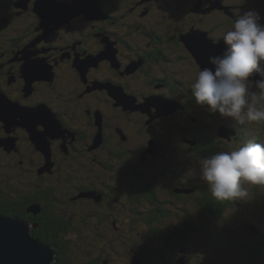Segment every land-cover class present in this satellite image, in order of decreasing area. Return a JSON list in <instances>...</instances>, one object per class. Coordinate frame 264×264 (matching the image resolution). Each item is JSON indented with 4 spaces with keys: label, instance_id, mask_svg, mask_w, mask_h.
<instances>
[{
    "label": "flooded vegetation",
    "instance_id": "af4514ba",
    "mask_svg": "<svg viewBox=\"0 0 264 264\" xmlns=\"http://www.w3.org/2000/svg\"><path fill=\"white\" fill-rule=\"evenodd\" d=\"M35 1L0 0V13L4 15L1 7L5 8L7 17L0 25V38L9 36L5 31L10 26L15 29L8 49L0 54V100L6 96L23 106L46 104L61 125H56L53 136L47 135L51 164L46 165L45 154L20 124V117L8 123L0 118L4 201L8 207L20 208L18 217L29 225L34 238L53 246V264H79L71 255L75 249L71 245L82 232L78 228L86 229L78 239L87 243L90 238L116 243L126 237L122 227L142 225L145 229L139 236L131 237L135 245L130 262L186 264L191 256L187 247L198 236L187 199L198 195L199 214L216 212L219 218L226 216L222 211L227 212L228 205L235 209L241 204L216 200L199 174L187 173L198 164L193 155L178 158L174 169L166 157L171 130L167 122H160L178 117L172 128L190 132L191 149L206 158L233 149L229 142L239 138L241 128L221 137V126L214 129L208 119L216 120L221 114L200 109L191 84L206 66L183 36L207 31L221 54L222 35L234 23L235 10L262 13L264 24V0H200L201 7L199 0H101L102 18L90 20L83 12L49 34ZM18 18L26 24L13 23ZM161 20L165 26L157 24ZM143 32L156 42L152 48L137 45L135 36ZM26 45L31 46L25 50ZM159 46L168 47L174 59L155 51ZM99 54H103L101 60L89 61ZM33 58L35 65L29 62ZM28 64L33 67L31 74ZM44 65L49 71L41 75L38 71ZM104 84L121 88L128 100L120 104ZM152 95L177 103L160 115L154 106L150 111L133 108ZM188 120L193 125L186 124ZM38 129L44 131L45 126L39 124ZM216 204L218 210L212 208ZM107 228H116V233L106 232ZM154 244L167 245L171 258L160 248L140 249ZM84 251L89 256L84 264H113L110 253H89L86 247ZM198 264L205 263L198 260Z\"/></svg>",
    "mask_w": 264,
    "mask_h": 264
},
{
    "label": "rangeland",
    "instance_id": "374dc122",
    "mask_svg": "<svg viewBox=\"0 0 264 264\" xmlns=\"http://www.w3.org/2000/svg\"><path fill=\"white\" fill-rule=\"evenodd\" d=\"M36 3V1H35ZM73 3V2H72ZM210 8H208L209 10ZM1 10L4 15L0 13V15L5 16V8L1 7ZM250 11H253L251 9ZM204 12V11H203ZM260 17H262V13H259ZM0 16V25L5 24L7 22V17ZM101 16V14H100ZM99 16V17H100ZM89 17V16H87ZM98 17V18H99ZM94 18V17H93ZM90 18V19H93ZM19 19V18H18ZM262 20L260 19L259 23H261ZM13 23L17 24H23L25 25L26 22H23L22 19H19L17 21H13ZM160 26H165V22L161 20V23H157ZM14 28L12 26L9 27L8 30L5 31V33H9V36L1 37L0 38V54H3V49H8L10 44V38L12 33L14 32ZM55 30V29H54ZM154 31V30H152ZM207 32V31H205ZM208 33V32H207ZM137 39V45L141 48H152V46L156 43L153 38L149 37V33L143 32V36L138 37L135 36ZM161 41V40H160ZM224 44V43H223ZM31 46V45H28ZM28 46L25 47V50H27ZM161 51V55L166 57L167 59H174L172 51L168 47L165 46H159L155 51ZM176 51V49H174ZM2 52V53H1ZM12 54H14L13 51H11ZM29 51H27L28 54ZM1 57V55H0ZM33 65L37 63V59L33 58V61H29ZM134 64V63H132ZM130 64V65H132ZM162 64V63H160ZM129 65V66H130ZM28 73H33L31 70H33V67L26 66ZM49 68H47L45 65L43 66L42 71H38L39 73L44 74V72H48ZM167 69H176L174 66H167ZM197 72V71H196ZM49 76L50 73H49ZM252 79H260V76L258 74H254ZM118 89L122 90L121 88L117 87ZM6 97V96H4ZM96 100V98H94ZM170 100V99H168ZM173 104L177 103L173 100H170ZM46 106V104H41ZM40 106V105H37ZM35 106V107H37ZM30 107V106H26ZM47 107V106H46ZM48 108V107H47ZM201 110L209 109L208 106L202 105L200 107ZM215 113H219L218 111ZM151 118V117H150ZM209 121L211 124L215 125L214 129H217L219 126V134L221 137H230L232 134H235L236 127L241 128V132L239 133L238 139H232L229 143L233 147L231 149L228 147L229 151L236 149L237 147L243 145L244 143L248 142L249 140L254 139L255 142L264 144V122H252V123H245V124H238L236 123L232 118L224 117L221 115H218V117L215 119L209 118ZM179 118L177 117L175 120L170 121H161L160 124H164V122H167V125L169 126L171 132L169 133L168 138L166 139V145H167V161H169L175 170H177L178 167V158H182L183 156H194L196 159L200 160L202 158H206L203 155L199 154L197 151L192 150V145L188 142L189 139L192 138V135L190 132H178L176 128H172V125L178 121ZM192 124L191 121H186V124ZM243 125V127H241ZM227 127L229 128V132H223L222 128ZM232 132V133H231ZM45 139L40 143L41 148L37 146L38 149L43 152L47 158L46 165H50L49 157L51 156V144L49 141V138L44 135ZM243 138L241 141L240 139ZM100 142V140H97ZM17 164V163H16ZM18 165V164H17ZM5 167L0 165V172L4 171ZM179 170V169H178ZM179 171H185V168L179 170ZM191 171V172H190ZM187 173L190 175H195L198 177L197 174H199V163L194 164V168L191 167L187 170ZM0 177H2V173H0ZM16 181V178H15ZM174 182H177L174 180ZM246 187L249 188V196L247 201H240V206L234 208H229L230 205L227 206L228 210L227 212L224 210L222 211L223 214L226 213V216L224 218L216 217V212H212L213 214L208 213H200L198 205L195 202L199 198L198 195L188 198L189 202V209L191 211V214L194 217V221L196 224L195 232L197 233V238L194 242H191V247L188 249L191 251V256L187 258L186 264H198V260H201L205 264H264L259 262H253V258H257L260 256L259 254L262 252L260 249H254L251 248L248 245V241L253 240H264L263 236H261V232L259 230L264 231V189H262L259 186H252V185H246ZM195 198H197L195 200ZM219 204H216V206H213L215 210L216 207ZM207 214V215H206ZM208 217V219H206ZM140 225V224H137ZM143 226V227H142ZM136 226L133 228L130 227H122L121 232L126 237L122 238L121 241H118L116 243H104L107 240H100V239H94L90 240L88 243H84L85 241H82L81 239H78L79 235H83V232H85V228H78L81 233L77 234L75 237V240L77 242H74V244L71 245L72 248H75L72 251V255L74 257V260L79 262V264H84V261L86 259L87 254L84 251V246L92 249V251L96 253H100L104 256H107L110 253L111 263L113 264H134L135 260H132L130 262V258H132V247L135 245L133 244V240L131 237H138L139 232H142L145 229V226ZM259 228H257V227ZM106 232H109L111 234L116 233V228H107ZM220 235V238L218 237ZM97 240V241H96ZM81 242H83L81 244ZM236 242H239L236 244ZM244 242V243H243ZM190 244V243H189ZM108 246L107 250L104 249L105 246ZM255 246V245H253ZM259 247V246H255ZM147 249L148 252H152L155 248H160L159 244L154 245H147L144 246L142 249ZM167 245H163L160 250H164V256L167 259L171 258V255L167 252ZM260 248V247H259ZM250 251H255V254H249ZM139 257V256H138ZM134 259V257L132 258ZM138 260V259H136ZM134 262V263H133ZM251 262V263H250ZM174 264H178V262H173Z\"/></svg>",
    "mask_w": 264,
    "mask_h": 264
},
{
    "label": "clouds",
    "instance_id": "9594fccd",
    "mask_svg": "<svg viewBox=\"0 0 264 264\" xmlns=\"http://www.w3.org/2000/svg\"><path fill=\"white\" fill-rule=\"evenodd\" d=\"M256 11L235 10L221 54L210 56L191 89L196 102L238 124L264 122V24ZM254 74L261 78L251 79ZM200 179L216 200L247 201L249 188L264 189V144L249 140L231 151L202 158ZM191 172V171H190Z\"/></svg>",
    "mask_w": 264,
    "mask_h": 264
},
{
    "label": "water",
    "instance_id": "95a60500",
    "mask_svg": "<svg viewBox=\"0 0 264 264\" xmlns=\"http://www.w3.org/2000/svg\"><path fill=\"white\" fill-rule=\"evenodd\" d=\"M100 2L101 0H74L73 3L58 0H36L35 9L42 19L45 34H49L83 12L87 13L89 18H98L100 14L99 18H102L103 11ZM198 2V7H201L203 3L200 0ZM199 10L203 11L204 9ZM183 40L203 67H211L208 58L219 55V48L212 43L205 32L192 31L185 34ZM32 44H35V41ZM102 58L103 54H99L89 58V61L98 62ZM27 66L32 67L30 64ZM104 86L109 88L110 93L118 101L128 100L122 90L117 87L107 84ZM119 103L121 104V101ZM172 105L174 104L170 100L162 95H157L146 99L139 105H134L133 108L150 111V108L154 106L157 109V114L160 115L165 112V108ZM16 117H20V124L28 130L39 148H41L40 143L45 139L44 135L53 136L56 125H61L50 108L44 105L26 107L7 97H1L0 118L5 119L8 123ZM39 124L45 126L44 131L38 129ZM98 124L101 125L100 121ZM229 130L227 127L222 128L223 132H229ZM97 140H100V136ZM31 210L34 211V209ZM29 229V225L21 218L0 213V264H53L56 256L53 246L34 238ZM135 264L142 263L135 260Z\"/></svg>",
    "mask_w": 264,
    "mask_h": 264
},
{
    "label": "trees",
    "instance_id": "16d2710c",
    "mask_svg": "<svg viewBox=\"0 0 264 264\" xmlns=\"http://www.w3.org/2000/svg\"><path fill=\"white\" fill-rule=\"evenodd\" d=\"M241 127H243V125H241ZM263 132H264V130H263ZM219 144L221 145V142L219 141ZM20 212V208L17 206H13V207H8V204L4 201V199H3V191H1L0 190V213H2V214H4V215H7V216H12V217H18V213ZM260 232H261V236H263V238H264V231H262V230H260ZM192 236V235H191ZM97 241V240H96ZM103 241V240H102ZM195 241V240H194ZM193 241V242H194ZM75 242H77V241H75ZM83 242H81V244H82ZM84 243H87V242H84ZM83 243V244H84ZM104 243H109L108 241H105ZM111 243H113V242H111ZM184 243V242H183ZM186 243V242H185ZM239 242H236V244H238ZM244 243V242H243ZM248 243V245L251 247V248H254V249H260L262 252L259 254L260 256L258 257L259 259H257V258H253V262H259V263H263L264 262V240H259V239H257V240H253V241H248L247 242ZM74 244V243H73ZM89 244V243H88ZM114 244V243H113ZM182 246H183V244H181ZM253 245H255V246H259V247H255V246H253ZM188 247H191V243L188 245ZM187 247V249H189ZM87 248H89V253L90 252H93L92 251V249L90 248V246H88V247H86V249ZM107 248H108V246L106 245L105 247H104V249H106L107 250ZM84 249H85V246H84ZM65 250V249H64ZM65 254H66V251H65ZM249 254H255V255H257L256 253H255V251H250L249 252ZM72 255V254H71ZM72 257H73V255H72ZM89 256H86V259L88 258ZM98 260V259H97ZM140 262H141V259H138ZM251 263V262H250ZM251 264H253V263H251Z\"/></svg>",
    "mask_w": 264,
    "mask_h": 264
},
{
    "label": "bare ground",
    "instance_id": "6f19581e",
    "mask_svg": "<svg viewBox=\"0 0 264 264\" xmlns=\"http://www.w3.org/2000/svg\"><path fill=\"white\" fill-rule=\"evenodd\" d=\"M105 10V9H104ZM106 17V16H105ZM6 18V17H5ZM91 20V19H90ZM27 46V45H26ZM153 96V95H152ZM137 98V97H136ZM177 108V107H176ZM173 113V112H172ZM164 115V114H163ZM157 148V147H156ZM87 187V186H86ZM2 214V213H1ZM32 228V227H31ZM136 260V259H135Z\"/></svg>",
    "mask_w": 264,
    "mask_h": 264
}]
</instances>
